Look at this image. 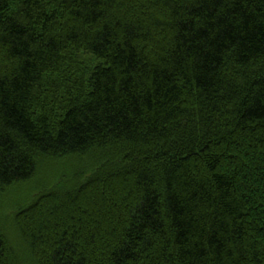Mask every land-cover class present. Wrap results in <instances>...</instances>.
I'll return each instance as SVG.
<instances>
[{"label": "trees", "instance_id": "obj_1", "mask_svg": "<svg viewBox=\"0 0 264 264\" xmlns=\"http://www.w3.org/2000/svg\"><path fill=\"white\" fill-rule=\"evenodd\" d=\"M33 181L0 264H264V0H0V195Z\"/></svg>", "mask_w": 264, "mask_h": 264}, {"label": "rangeland", "instance_id": "obj_2", "mask_svg": "<svg viewBox=\"0 0 264 264\" xmlns=\"http://www.w3.org/2000/svg\"><path fill=\"white\" fill-rule=\"evenodd\" d=\"M93 62L94 60H92V58L84 59L87 69H91L93 67ZM65 167L67 172H70L73 169L71 163H66ZM60 169L61 168L59 167L52 166V168L47 169L45 173L38 178V182L49 181L57 178ZM36 185L37 183L34 181L22 184L0 195V225H3L11 230L13 232V236H16V229L11 218L17 209L29 204L33 193H36L33 189Z\"/></svg>", "mask_w": 264, "mask_h": 264}]
</instances>
